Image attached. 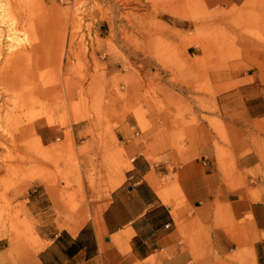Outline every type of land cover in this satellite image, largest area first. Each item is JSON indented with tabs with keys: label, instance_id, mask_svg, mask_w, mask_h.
<instances>
[{
	"label": "rangeland",
	"instance_id": "rangeland-1",
	"mask_svg": "<svg viewBox=\"0 0 264 264\" xmlns=\"http://www.w3.org/2000/svg\"><path fill=\"white\" fill-rule=\"evenodd\" d=\"M227 1L0 0V226L19 185L84 179L82 202L106 198L131 163L122 122L143 137L168 117L172 148L205 122L229 143L210 74L264 51V0Z\"/></svg>",
	"mask_w": 264,
	"mask_h": 264
},
{
	"label": "crops",
	"instance_id": "crops-1",
	"mask_svg": "<svg viewBox=\"0 0 264 264\" xmlns=\"http://www.w3.org/2000/svg\"><path fill=\"white\" fill-rule=\"evenodd\" d=\"M184 56L196 69L197 55ZM210 75L220 116H209L223 122L229 143L205 122L175 148L168 117L143 137L122 122L116 134L131 163L106 198L82 202L84 179L49 178V189L39 182L32 193L23 185L9 192L22 212H13L14 227L0 226V264H264V51ZM71 188L77 211L65 195Z\"/></svg>",
	"mask_w": 264,
	"mask_h": 264
},
{
	"label": "bare ground",
	"instance_id": "bare-ground-1",
	"mask_svg": "<svg viewBox=\"0 0 264 264\" xmlns=\"http://www.w3.org/2000/svg\"><path fill=\"white\" fill-rule=\"evenodd\" d=\"M196 1L199 3V2L202 1V0H196ZM197 2H196V3H197ZM1 17H2V16H1ZM64 209H65V210H69V208H67V207H64ZM79 224H80V223H79ZM71 229H72V228H71Z\"/></svg>",
	"mask_w": 264,
	"mask_h": 264
}]
</instances>
